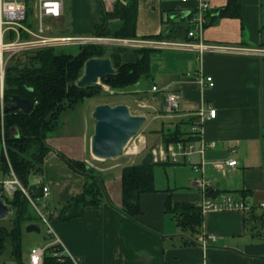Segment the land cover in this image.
Masks as SVG:
<instances>
[{
    "label": "crops",
    "instance_id": "0c3cea01",
    "mask_svg": "<svg viewBox=\"0 0 264 264\" xmlns=\"http://www.w3.org/2000/svg\"><path fill=\"white\" fill-rule=\"evenodd\" d=\"M61 1L62 15L52 20L59 27V33L90 37L99 20L101 3L109 9L115 0ZM205 1L209 9L203 41L246 50L236 54H203L202 72L212 78L213 86L199 88L195 52L152 47L149 77L118 89L129 93L126 96L129 103L141 102V107L154 113L160 128H172L176 122L191 118L190 114L201 107L215 109L214 118L201 124L199 136L186 141L192 146L190 155L179 162H153L171 168L184 166V174L180 178L173 176L171 183L167 179L164 188L156 187L153 175L155 191L143 193L139 198L140 223L120 212L121 171L137 162L139 155L128 159L123 152L118 158L95 159L86 136L78 143L49 145L52 151L45 155L42 172L38 175L49 186L45 214L79 194L83 185L82 176L72 171L57 152L85 162L103 178L106 200L85 207L81 217L68 221L54 217L49 220L52 232L65 251L81 264H264V222L247 220L251 211H264L259 207L264 203V55L255 53L264 50L259 46L264 0H240L239 18L217 15V9L227 0ZM197 4L198 0H136L135 40L187 41L182 31L174 38L154 40L147 37L167 31L171 21L184 19V27L190 28L187 15L195 11ZM64 30L67 33H62ZM152 86L157 90L151 91ZM167 93L178 95L179 110L175 114L164 110ZM124 105L129 108V104ZM156 136L158 141L150 143L151 147L143 143L148 152L163 146L160 133ZM228 160H235L236 165L227 166ZM193 165L199 170L193 171ZM198 177L209 182L204 192L195 185L194 179ZM29 181L32 184V176ZM222 194L245 206L200 208L205 200L217 201ZM166 201L199 207L198 231L181 229L173 214L166 210Z\"/></svg>",
    "mask_w": 264,
    "mask_h": 264
},
{
    "label": "trees",
    "instance_id": "16d2710c",
    "mask_svg": "<svg viewBox=\"0 0 264 264\" xmlns=\"http://www.w3.org/2000/svg\"><path fill=\"white\" fill-rule=\"evenodd\" d=\"M28 5V0H24ZM242 5L240 0H227L217 9L220 17L239 18ZM136 0H115L109 9L100 5V16L93 27L91 36L112 39H135ZM185 20L169 22L168 30L147 39L161 40L174 38L189 27H184ZM259 46L264 48V25L260 29ZM58 46L27 50L20 60L10 57L3 69L2 88L0 87V172L7 175L9 167L15 177L25 188L32 201L41 192L40 186L30 184L31 176L42 172L45 155L52 151L46 139L58 128L63 113L74 109L87 98L96 97L100 88L96 84L77 86L83 73L84 63L91 58L109 59L114 72L103 77L101 82L111 89H122L137 81L149 77V63L152 48L117 44H78L75 54L57 51ZM17 96L31 102V111L24 114L14 109L3 111L6 104ZM193 118L178 121L172 128L162 126L158 133L165 148L176 142L192 139L189 127ZM12 129L17 130L14 136ZM157 130H154V132ZM3 141L6 159L1 149ZM68 167L83 178L82 190L66 202L58 204L48 218L68 221L81 217L85 207L96 206L106 200L103 178L100 172L80 160L65 157L57 152ZM153 162L145 165L137 161L125 166L121 171V207L120 212L133 221L140 223V195L154 192ZM1 195V192H0ZM9 209L11 226H0V256L6 252L12 260L21 262V228L22 225L37 223L39 215L31 206L28 198L15 190L11 198L3 197ZM165 208L175 217L177 225L183 230L197 232L201 224V212L194 204L171 203L166 201ZM252 210V209H251ZM54 214V215H53ZM247 220L264 222V211H251ZM51 239V237H48ZM60 251L54 244L44 249L42 264H73L62 255L59 260L53 252Z\"/></svg>",
    "mask_w": 264,
    "mask_h": 264
},
{
    "label": "built area",
    "instance_id": "2783aa9c",
    "mask_svg": "<svg viewBox=\"0 0 264 264\" xmlns=\"http://www.w3.org/2000/svg\"><path fill=\"white\" fill-rule=\"evenodd\" d=\"M33 16L37 23L31 27L24 24L27 15V4L24 0H0V85L3 80V69L6 62L10 57L18 52L27 50H34L43 47L50 46H65L73 44H91V43H103V44H117L125 46H137V47H161V48H177L181 50H190L195 52V58L199 64L197 71V84L199 88L212 87L213 80L210 76H205L202 72V57L204 53L214 54H236L245 53L246 50L227 45H218L206 43L203 41L202 33L204 25L206 24V12L209 9V4L205 0H198L197 7L194 12L187 15V21L191 25L190 29L186 33L187 41L178 43L168 42H151V41H137L133 39H103L101 37H79L70 35H53L51 34V28L46 25L47 20L59 19L62 15V1L61 0H33ZM8 53V57H4V54ZM255 53L264 55V50H257ZM108 91V86H103ZM156 86L151 87V91H156ZM111 92V91H110ZM164 110L169 114H175L179 110L178 95L176 93H167L165 95ZM193 118L189 127V131L192 136H199L200 126L203 122L214 118L215 109L211 107H201L195 112L190 114ZM134 138V137H133ZM132 138V139H133ZM131 139V140H132ZM130 140V141H131ZM129 141V142H130ZM127 143V145L129 144ZM127 145L124 148L126 152ZM1 149L3 155L6 157L5 147L3 141L1 142ZM143 149L145 146L143 145ZM142 149V150H143ZM192 146L187 142H176L171 148L165 149L162 147H154L149 150L151 154V161L158 163L170 160L171 162H179L181 158H185L192 152ZM201 152V151H200ZM227 166L236 165L235 160H228L225 162ZM193 171H198L197 165L192 166ZM33 177V185L40 186V196L32 201L29 194L23 188L15 177L9 167V173L2 175L0 172V192L1 197L11 198L15 190H20L29 200L31 206L39 215L41 221L47 226V233L51 237V241L47 246L58 244L60 251L53 252V255L59 260L62 255H66L73 264H81L79 260L68 254L61 245L58 238L52 232L49 223L47 222L45 215L40 212L39 207L46 208V200L49 195V186L44 184L39 176ZM195 185L201 190L206 191L209 188V182L203 181L200 177L195 178ZM245 205L242 202H235L231 197L222 194L217 201L205 200L201 203L200 208H243ZM260 208H264V203L259 204ZM54 215V214H53ZM213 240V236H208ZM46 246V247H47ZM45 247V248H46ZM36 249L28 256V264H42V257L44 249Z\"/></svg>",
    "mask_w": 264,
    "mask_h": 264
},
{
    "label": "rangeland",
    "instance_id": "374dc122",
    "mask_svg": "<svg viewBox=\"0 0 264 264\" xmlns=\"http://www.w3.org/2000/svg\"><path fill=\"white\" fill-rule=\"evenodd\" d=\"M37 23L36 19L33 16V7L32 0H28L27 5V15L25 25L33 27ZM46 25H48L54 35H61L59 33V27L52 20H47ZM51 32V33H52ZM91 38L93 36H90ZM103 38V37H101ZM107 39V38H103ZM109 39V38H108ZM112 39V38H111ZM91 44H103V43H91ZM105 45H108L106 43ZM110 45V44H109ZM57 51H62L64 53L75 54L78 51V45H65L58 46ZM24 52V51H23ZM23 52H18L12 57L19 58L22 60L25 57ZM8 53L4 54V57H8ZM96 86L100 88V93L96 97L87 98L83 101V103L76 106L74 109H70L62 114L60 118V124L58 128L53 131L49 137L46 139V142L51 147L53 145L58 144H67V143H78L81 142L84 136L89 140L92 134L93 129V120L91 118V112L94 106L102 103H107L110 105H114L116 103L120 104H129V111L134 115H143L141 113H146L144 115L147 116V121L141 127L139 133L129 142L127 145V149L125 154L123 155L126 158H131L139 155L137 157V161H142L144 155L148 152L147 147H151L150 143H155L158 141V136H156L158 130L160 129V124L158 122V118L153 117L154 113L146 111L148 108L141 107V102L134 101L129 103V98L126 97L129 93H125L122 90L111 89L108 87V91L103 88V86H107L98 81L95 83ZM111 91V92H110ZM153 117V118H152ZM154 130H157V132ZM146 139V142H145ZM143 143L147 146L143 149ZM149 143V144H148ZM144 145V146H145ZM72 150H76L73 146ZM143 149V150H142ZM61 152V151H59ZM63 153V152H62ZM169 167V168H168ZM162 166L160 164H153V175L155 177L156 187L164 188L166 185V181L171 183L173 176L181 177L184 174V166H174L175 168H171V166ZM176 172L174 173V170ZM187 170V169H186ZM40 212L45 214V208L39 207ZM47 222L49 223V218L45 215ZM39 227V232H26L25 227L22 225L21 228V262L17 263L12 260L9 256V253L6 252L4 255L0 256V264H28V256L35 249H43L47 246V244L51 241L49 239V235L47 233L46 224L39 219L36 223ZM0 226L10 227V221L2 220L0 221Z\"/></svg>",
    "mask_w": 264,
    "mask_h": 264
},
{
    "label": "water",
    "instance_id": "95a60500",
    "mask_svg": "<svg viewBox=\"0 0 264 264\" xmlns=\"http://www.w3.org/2000/svg\"><path fill=\"white\" fill-rule=\"evenodd\" d=\"M62 33H67L64 30ZM114 72L109 59L91 58L84 63L83 73L77 81V86L83 87L98 83L103 77ZM2 88V83L0 85ZM13 101L6 104L3 111L17 109L24 114L31 111L32 104L27 99L14 96ZM93 120L92 134L89 139V150L91 155L98 160L118 158L123 155L127 143L135 137L146 121L144 115H134L124 104L110 105L102 103L94 106L91 112ZM14 136L17 130L12 129ZM151 154L144 155L141 163L149 164ZM10 212L4 199L0 196V221L6 220ZM26 232H39V227L35 223L25 226Z\"/></svg>",
    "mask_w": 264,
    "mask_h": 264
}]
</instances>
